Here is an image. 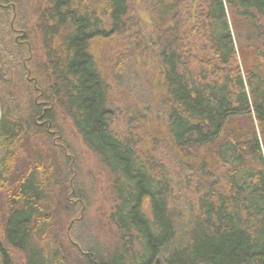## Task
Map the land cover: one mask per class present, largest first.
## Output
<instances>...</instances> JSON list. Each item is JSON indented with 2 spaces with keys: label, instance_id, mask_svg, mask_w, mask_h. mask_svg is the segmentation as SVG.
<instances>
[{
  "label": "trees",
  "instance_id": "1",
  "mask_svg": "<svg viewBox=\"0 0 264 264\" xmlns=\"http://www.w3.org/2000/svg\"><path fill=\"white\" fill-rule=\"evenodd\" d=\"M13 4L18 0H0L4 82L6 52L16 51L14 67L26 68L16 63L24 45L2 43L14 31L8 25ZM131 4L40 0L34 27L44 58L30 56L27 67L39 72L33 92L41 94L30 100L25 115L19 111L13 120L3 114L0 125V189L10 183L30 135L49 145L60 133L62 158L75 155L61 128L73 125L110 177L114 206L109 222L117 240L112 245L83 240L79 247L67 242L72 232L69 236L60 228L57 217L64 212L76 217L79 210L63 194L58 209L53 206L48 190L63 183L58 181L62 176L47 157L45 143H34L25 148L26 169L8 196L0 264H17L18 254L23 264H264V0L151 1L157 23L150 45L167 91L162 109L169 138L177 157L198 162L176 158L175 181L153 153L142 151L133 127L123 133L116 129L110 85L91 53L96 39L133 33L129 40L135 50L145 49L144 28L131 17ZM3 23L10 26L5 35ZM245 47L256 60L250 68L238 62ZM130 73L121 63L115 66L119 87ZM207 148L221 165V175L199 161ZM186 191L192 194L189 202L182 201ZM74 198L84 203L88 196L74 192ZM146 200L150 215L144 211ZM72 253L79 259L75 263Z\"/></svg>",
  "mask_w": 264,
  "mask_h": 264
},
{
  "label": "rangeland",
  "instance_id": "2",
  "mask_svg": "<svg viewBox=\"0 0 264 264\" xmlns=\"http://www.w3.org/2000/svg\"><path fill=\"white\" fill-rule=\"evenodd\" d=\"M151 1L132 0L131 4V17L136 19L139 25L141 22L144 28L140 32L143 36H141L142 40L146 42L144 43L146 45H144L145 49L135 50V43L129 40L130 38L134 39V33L110 37L109 39L99 38L94 40L90 47L91 53L97 63V68H99L103 78L110 85V109L115 116L116 129L120 133H123L126 129L133 127V130H135L136 135L139 137L142 151L149 155L153 153L156 159L165 165L170 173V177L175 181V177L178 175V170L175 168V160L179 156L177 157L178 152L174 149L172 140L169 138L166 119L164 118V109H162L166 101L167 91L163 86L164 82L160 66L157 59L154 58V47L150 45L152 43L150 41L156 37L154 26L157 23L156 17L150 11ZM39 4L40 0H18V5L13 4L12 8H10L11 24L9 21L8 25H12L15 32L13 31L11 34H8L5 40L2 39V43L8 46L11 41H14L24 45L27 52L25 50L21 60H18L16 63L26 68L14 67L11 60H13L12 53L16 51H8L4 54L5 60L3 65H6L4 75L6 82H4V79L0 80L2 119L3 114H7L9 118L16 120L19 111L25 115L24 113L28 111L30 100L39 97L38 94H41L38 91L36 92L37 94H34V88L37 85L36 80L40 78L37 75L39 72L36 74L27 67V60L30 56H38V60L44 58L43 50L41 49L40 32L34 27L36 25V13ZM8 25L4 23L2 25L4 35L6 34V30L7 33L9 32L8 27L10 26ZM240 27H243L242 24ZM139 30H137V34ZM247 45L249 48V42ZM248 48L245 47L239 53L238 62L244 68H250L256 61L252 54L253 50H248ZM118 63L133 71V74L130 73L131 79L122 87H119L115 80L114 69ZM160 107L161 110L159 109ZM3 108H5L6 112L3 111ZM133 110H135V113L132 112ZM67 125V127L61 128L65 135L64 139L75 151V155L68 153L69 156H67L57 144L62 137L60 133L53 135L54 142L49 145L43 140L44 138H32V135H30L28 136V141H25V148L26 146L29 149L32 148L31 146L34 143H45L44 150L48 154L47 157L56 162L54 166L57 174L60 173L62 176L58 181H63V183H58L48 190L51 192L50 198L54 202L53 206L58 209L57 207L60 206L59 196L63 194L62 198L64 200H73L72 204L74 206L71 205L76 211L79 210V216L76 217H69L64 211L61 217H57V222L60 224L59 227L61 228L63 225L69 236L72 232V237L68 238L67 242L79 247L78 243H83V240L97 239V242L101 244L112 245L117 239L115 230L112 229L109 222V215L114 206L110 177L96 156L86 149L80 137L73 131V125L69 123ZM25 148H22L21 155L16 164V171L10 177V183L0 189V226L4 224L3 220L8 210V196L13 191L14 184L19 181L27 166ZM60 151L64 152L66 160L64 157L62 158ZM199 155V161L207 162L212 173L221 175V169L219 168L221 165L215 157H212L211 149H204ZM179 159L183 162H194V165L198 164L193 158L180 156ZM179 190L182 192L183 188ZM74 192L85 193L88 199L84 203L83 201H76ZM182 194V201L186 200L189 202L190 199L187 196L191 197L190 195L192 194L187 193V191ZM144 211L150 215L151 207L149 200L145 201ZM67 217L76 218V222H72L73 220L68 221ZM22 258L23 256L18 254L16 256V263L23 264ZM71 258L74 261H72L73 263L79 260L75 253H72ZM158 264L162 263L159 262Z\"/></svg>",
  "mask_w": 264,
  "mask_h": 264
},
{
  "label": "water",
  "instance_id": "3",
  "mask_svg": "<svg viewBox=\"0 0 264 264\" xmlns=\"http://www.w3.org/2000/svg\"><path fill=\"white\" fill-rule=\"evenodd\" d=\"M2 110H1V105H0V125H1V119H2ZM0 133H1V126H0ZM0 136H1V134H0Z\"/></svg>",
  "mask_w": 264,
  "mask_h": 264
}]
</instances>
